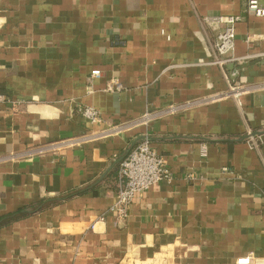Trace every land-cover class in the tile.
Here are the masks:
<instances>
[{
	"label": "crops",
	"instance_id": "1",
	"mask_svg": "<svg viewBox=\"0 0 264 264\" xmlns=\"http://www.w3.org/2000/svg\"><path fill=\"white\" fill-rule=\"evenodd\" d=\"M215 15L240 17L235 56L250 57L210 62ZM0 95V264L264 258V17L247 0H0ZM145 135L173 178L120 216V163Z\"/></svg>",
	"mask_w": 264,
	"mask_h": 264
},
{
	"label": "built area",
	"instance_id": "2",
	"mask_svg": "<svg viewBox=\"0 0 264 264\" xmlns=\"http://www.w3.org/2000/svg\"><path fill=\"white\" fill-rule=\"evenodd\" d=\"M247 11L250 15L264 17V3H262L261 0H247ZM239 19L240 17L235 15H215L204 17V20L206 21H215L222 25L216 35L215 41L212 44L213 57L210 61L211 63L224 65L229 61H240L251 56H235L236 23ZM99 74V70L92 71L93 76H98ZM237 74V70H234L231 73L232 76H236ZM108 88L112 89L113 85L110 83ZM229 89L228 93H225L226 95H229L230 93L237 94L240 92V86L237 84L231 85ZM4 98L5 97L3 95H0V100H3ZM180 106L181 105H170L163 108H148L132 123L148 124L156 117L169 112L171 113L177 111ZM82 114L91 123H99L101 121L100 112L94 106L84 107L82 109ZM121 128L122 126H112L108 129L93 130L78 137L60 140L55 146L56 148L64 146H80L90 141L115 136L120 132ZM43 149H45V147L35 148L32 149L31 152L34 153V151L37 152ZM206 154L207 151L203 145L201 148V155L205 156ZM224 170L227 169L224 168ZM120 174L122 177V183L117 192L116 201L111 206L113 212L120 216L127 215L131 202L142 191L161 180H171L173 178V172L168 166L166 158L152 147L149 137L146 135L121 161ZM188 177L194 178V175L189 174ZM120 264L127 263L122 262ZM237 264H264V258H256L254 255L242 256L237 259Z\"/></svg>",
	"mask_w": 264,
	"mask_h": 264
}]
</instances>
